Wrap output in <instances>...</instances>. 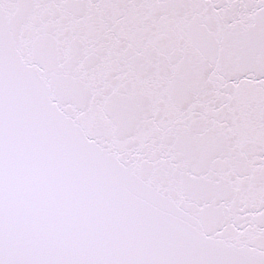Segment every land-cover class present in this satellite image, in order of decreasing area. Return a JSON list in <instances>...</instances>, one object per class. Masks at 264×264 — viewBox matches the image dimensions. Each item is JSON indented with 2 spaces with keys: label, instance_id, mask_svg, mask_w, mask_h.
<instances>
[{
  "label": "snow or ice",
  "instance_id": "obj_1",
  "mask_svg": "<svg viewBox=\"0 0 264 264\" xmlns=\"http://www.w3.org/2000/svg\"><path fill=\"white\" fill-rule=\"evenodd\" d=\"M0 264H264V0H0Z\"/></svg>",
  "mask_w": 264,
  "mask_h": 264
}]
</instances>
